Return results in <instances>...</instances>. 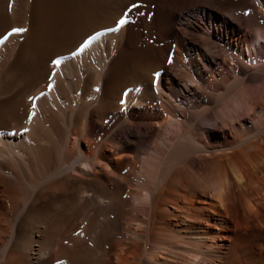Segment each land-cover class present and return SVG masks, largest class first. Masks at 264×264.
<instances>
[{"label": "bare ground", "instance_id": "1", "mask_svg": "<svg viewBox=\"0 0 264 264\" xmlns=\"http://www.w3.org/2000/svg\"><path fill=\"white\" fill-rule=\"evenodd\" d=\"M81 3L0 0V264L233 263L232 206L264 209V0L157 6L136 53L126 3Z\"/></svg>", "mask_w": 264, "mask_h": 264}, {"label": "rangeland", "instance_id": "2", "mask_svg": "<svg viewBox=\"0 0 264 264\" xmlns=\"http://www.w3.org/2000/svg\"><path fill=\"white\" fill-rule=\"evenodd\" d=\"M60 1L63 2V0ZM72 1L74 2V0ZM102 1L104 2V0ZM120 1L126 3L125 4L126 7H124V9L126 8L125 10L127 11V13L133 15L134 19L137 20L135 21L137 24L136 27L137 30L134 32V34L137 35L136 41L134 43L135 44L134 46L136 47L134 48L132 47V49H129V53H136L138 52V50H140V48L147 45L148 46L152 45L154 39L153 37H155L156 35L154 20L157 12L156 10L160 5H167V7L169 8H175L179 4L185 2L187 3L190 0H126V1L120 0ZM81 2H82L81 3L82 8L90 9L93 7V5L91 4H95L96 0H81ZM181 15L183 17L184 14H180V16ZM138 35L142 37H139ZM150 36L152 37L151 39ZM263 187L264 186H262V188ZM261 190H259L258 198H260L261 196H263L262 194H264V192ZM242 202L243 201H241V203ZM243 204L242 206L235 205L234 206L235 208L232 206L234 211L231 208V217L229 219V225L231 226V230H230L231 241L229 243V246L235 248V252L233 254L234 262L233 263L227 262L225 264H264V222L262 223L261 221V219H264V209L259 208L260 214L256 216L253 212L250 211L249 205L244 204L243 206ZM234 212L237 213L235 214ZM232 215L234 217H232Z\"/></svg>", "mask_w": 264, "mask_h": 264}, {"label": "snow or ice", "instance_id": "3", "mask_svg": "<svg viewBox=\"0 0 264 264\" xmlns=\"http://www.w3.org/2000/svg\"><path fill=\"white\" fill-rule=\"evenodd\" d=\"M124 23H125L124 20H120V21H119V24H120V25H122V24H124ZM13 31H14V32H19V31H22V30H21V29H14ZM5 39H7V37H5ZM0 42H2V41H0ZM84 46L86 47L87 45L85 44ZM53 63H54V64H59V61H54Z\"/></svg>", "mask_w": 264, "mask_h": 264}]
</instances>
